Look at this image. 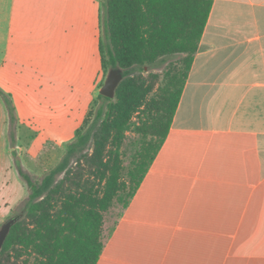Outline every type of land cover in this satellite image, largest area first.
I'll return each mask as SVG.
<instances>
[{"label": "crops", "instance_id": "obj_1", "mask_svg": "<svg viewBox=\"0 0 264 264\" xmlns=\"http://www.w3.org/2000/svg\"><path fill=\"white\" fill-rule=\"evenodd\" d=\"M102 14L103 0H0V88L19 120L13 146L0 95V212L27 191L15 158L26 171L66 147L98 98ZM97 264H264V0H213L168 136L105 221Z\"/></svg>", "mask_w": 264, "mask_h": 264}, {"label": "trees", "instance_id": "obj_2", "mask_svg": "<svg viewBox=\"0 0 264 264\" xmlns=\"http://www.w3.org/2000/svg\"><path fill=\"white\" fill-rule=\"evenodd\" d=\"M213 0H103L104 72L121 68L114 98L99 93L94 119L80 127L61 161L35 180L15 158L29 188L24 216L0 251V264H97L104 250L106 214L127 206L163 146L208 22ZM184 54L183 68H151ZM147 72V75H146ZM103 84H101V87ZM14 146L19 124L12 96L0 88ZM133 130L142 137L131 166L123 146Z\"/></svg>", "mask_w": 264, "mask_h": 264}, {"label": "rangeland", "instance_id": "obj_3", "mask_svg": "<svg viewBox=\"0 0 264 264\" xmlns=\"http://www.w3.org/2000/svg\"><path fill=\"white\" fill-rule=\"evenodd\" d=\"M102 44L104 46V50H103V55L105 58V61H108L109 55H108V40L104 34V30H103V25H102ZM184 57V54H177L172 56L171 58H169L166 62H158L157 64H155V66H153L151 68V70L153 72L159 73L161 74L160 80L157 84L160 85L163 81V71L165 68H183L184 67V61L182 60ZM110 69L108 68V70L106 69L104 72V78L103 81L101 82V84H104L108 73H109ZM147 75V72H146ZM100 84V87H101ZM101 101L99 100V98H96L91 110L89 111V113L86 115L85 119H84V123L82 125V127H87L91 121L94 119L96 111L98 109V107L100 106ZM142 137L140 136V134L136 133L135 131L131 130L128 135H127V139L125 141V144L123 146V152H124V161H125V165L128 167L131 166V162L135 157V154L140 150L141 145H142ZM45 153L44 156L42 157V160L40 161H35V162H31L29 165V169H26L27 172H29L32 177L35 180H40L49 170H51L53 167H55L63 158V156L66 153V147H57V146H51L45 149ZM19 150H17V153ZM19 159L21 160L20 156H18ZM26 184V183H25ZM26 193H25V197L21 198L19 203L16 204L15 206L4 210L3 212H0V227L2 225V223L10 216L20 213V212H24V207L26 204V200L29 196V188L26 184ZM22 197V195H21ZM123 204L121 202L116 201L114 203V205L112 206V208L107 212L106 214V221L110 220L111 222L115 219V216L120 212V210L122 209ZM31 264V263H29Z\"/></svg>", "mask_w": 264, "mask_h": 264}, {"label": "water", "instance_id": "obj_4", "mask_svg": "<svg viewBox=\"0 0 264 264\" xmlns=\"http://www.w3.org/2000/svg\"><path fill=\"white\" fill-rule=\"evenodd\" d=\"M123 80V73L121 68H113L109 71L108 76L100 89V93L114 98L116 95V90ZM24 216V212H20L8 217L0 227V251L2 250L6 239L13 227L19 220H21Z\"/></svg>", "mask_w": 264, "mask_h": 264}]
</instances>
